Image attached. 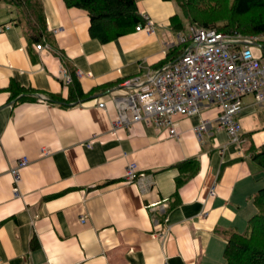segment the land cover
<instances>
[{
	"label": "crops",
	"instance_id": "crops-1",
	"mask_svg": "<svg viewBox=\"0 0 264 264\" xmlns=\"http://www.w3.org/2000/svg\"><path fill=\"white\" fill-rule=\"evenodd\" d=\"M5 4L0 264H222L226 232L248 229L252 196L264 186L252 159L264 148V103L244 97L238 144L218 128L213 103L197 115L175 116L178 137L143 122L112 130L110 98L129 92L120 83L155 69L168 53L162 40L175 33V1L137 0L155 32L135 26L105 42L91 37L88 12L64 0ZM27 22L38 27L37 38ZM260 38L252 48L264 63ZM40 42L45 46L37 50ZM63 65L74 72L81 95L61 80ZM14 92L24 99L15 101ZM103 100L106 107H98ZM201 119L210 121L203 141L194 131ZM42 147L48 155H40ZM22 157L29 163L14 194L10 168ZM129 162L152 179L145 193L125 183Z\"/></svg>",
	"mask_w": 264,
	"mask_h": 264
},
{
	"label": "built area",
	"instance_id": "built-area-1",
	"mask_svg": "<svg viewBox=\"0 0 264 264\" xmlns=\"http://www.w3.org/2000/svg\"><path fill=\"white\" fill-rule=\"evenodd\" d=\"M136 28L155 32L154 22L149 18ZM59 30L55 28L53 32ZM259 38L195 25L175 31L173 37L169 35L162 40V45L165 51L181 46L182 52L159 68L123 80L120 86L129 92L110 98L115 110L111 118L112 130L143 122L157 130L164 129L169 138L178 137L175 116L197 115L203 105L213 103L219 111L218 128L226 131L230 143H240L238 116L244 97L251 94L257 104L264 103V63L252 48ZM44 46L40 42L36 49L41 50ZM75 74L80 77L82 73L78 70ZM60 78L66 84L73 79L64 65L60 68ZM97 105L105 108L106 101ZM209 124V120L201 119L195 126L199 141H203ZM49 152L47 148L40 149L41 156ZM28 163L29 160L22 157L10 168L14 194L21 181V169ZM123 179L125 183H135L142 193L153 184L147 174L139 172L135 162L127 164Z\"/></svg>",
	"mask_w": 264,
	"mask_h": 264
},
{
	"label": "trees",
	"instance_id": "trees-1",
	"mask_svg": "<svg viewBox=\"0 0 264 264\" xmlns=\"http://www.w3.org/2000/svg\"><path fill=\"white\" fill-rule=\"evenodd\" d=\"M8 4L22 5L25 0H4ZM67 6L86 10L90 18L89 32L102 42L125 34L139 23H143L138 13L137 0H64ZM171 1V0H166ZM180 9L170 19L174 31L185 30L189 25L214 27L226 33L237 32L244 36L264 34V0H172ZM28 31L38 37V27L27 22ZM37 25V24H36ZM182 52L177 46L169 50L165 59L156 68L174 60ZM74 72L71 74L73 75ZM71 94L81 95L79 85L73 77ZM17 87V86H16ZM13 86L14 90L16 89ZM18 90L19 87H17ZM13 93L15 101L24 99ZM53 101L63 103L62 98L51 96ZM252 159L264 172V148L255 151ZM193 169L192 173L195 172ZM180 181V180H179ZM255 212L248 220L245 232L227 231L222 264H264V186L252 196Z\"/></svg>",
	"mask_w": 264,
	"mask_h": 264
},
{
	"label": "rangeland",
	"instance_id": "rangeland-1",
	"mask_svg": "<svg viewBox=\"0 0 264 264\" xmlns=\"http://www.w3.org/2000/svg\"><path fill=\"white\" fill-rule=\"evenodd\" d=\"M6 15H7V5L5 4V2H3L2 0H0V19L1 18H5ZM258 37H261L260 39L264 41V35L263 34L259 35Z\"/></svg>",
	"mask_w": 264,
	"mask_h": 264
}]
</instances>
